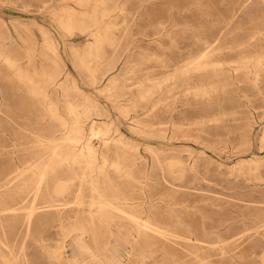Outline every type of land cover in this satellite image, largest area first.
<instances>
[{"label":"rangeland","instance_id":"374dc122","mask_svg":"<svg viewBox=\"0 0 264 264\" xmlns=\"http://www.w3.org/2000/svg\"><path fill=\"white\" fill-rule=\"evenodd\" d=\"M237 1L113 0L112 4L117 7L111 16L116 24L114 32L127 39L122 44L135 39L147 50L136 49L131 57L124 53L117 70H111L107 75L118 74L124 85L134 82L130 78H141L149 71L159 76L166 71L160 67L161 61L168 65L180 60L183 63L187 59V50L194 46L197 36L220 29L225 30L227 39L222 43L223 50L214 57L236 60V50L228 48L255 35L258 29L264 30V0H248V8L237 11L232 20L228 17ZM65 6L78 9L73 0H0V45L5 47L3 51L25 67L26 52L33 49L35 44L37 51L30 56L27 72L31 76L38 74L36 80L43 77L40 74L42 71L53 72L56 68L53 59H57L60 63L57 73L61 71V76L66 73L81 90L98 101L107 110L119 132L133 143L123 147L112 144L109 147V159H118L121 164L129 165L132 172V178H129L115 173L112 168L108 169L120 195L133 194L141 199L138 188L144 186L145 196L160 206L158 210L166 211L168 204V208L175 211L183 226L178 227L177 232L192 234L213 243V246L202 244L194 247L191 243L179 241L175 248L169 249L158 240L154 245L141 242L146 247L141 245L139 249L147 257L139 259L135 256L124 264H227L231 256H234L231 261L235 264H262L264 230L259 226L264 219V101L249 91L248 98L240 102L232 92L233 87L216 86L207 96L196 95L192 89L183 92L185 88H192L190 86L193 84H190L176 91L178 98L173 104L174 115L183 124L179 130L169 131L158 125L153 114L143 118L146 110L138 109L137 113L130 112L123 117L98 91L106 81L93 87L85 77L88 73L74 66L68 46L81 49L91 40L86 32H80L77 28L68 31L56 23L52 14H59ZM160 22L171 34L168 39L163 33L162 47L155 42L157 36H153ZM39 28L46 29L54 54L43 46ZM106 51L111 56L119 54L121 49L107 47ZM127 59L130 60L126 64ZM218 73L217 69L206 68L190 72L188 76L192 79L207 78L216 77ZM259 78L264 94V69L260 71ZM153 98L157 101L160 97L155 95ZM51 99L65 115L64 98L52 92ZM164 106V103L158 105L156 113L165 109ZM136 117L143 118L142 122L149 128L144 132L132 130V119ZM92 119L97 123L105 121L102 117ZM151 124L155 125L151 127ZM86 125L88 128L89 122ZM58 129V123L51 120L43 109V102L27 92L18 72L9 69L0 58V186L6 174L12 170L11 158L19 165L22 163V167L32 165L41 152L36 143L38 137L50 136ZM55 135H59V132ZM93 143L96 144V140ZM252 158L259 163H249ZM176 160L182 162V167L171 172L167 165ZM132 162L134 165H131ZM30 179L33 178L27 174L19 182L9 184L8 189L15 190ZM33 181L30 184L35 187ZM55 181L56 178L52 176L42 185L43 198L38 201L39 204L45 201L44 197L51 192ZM81 186L87 189V185L74 179L68 191L56 199L68 203L63 210L64 215H86L87 190L83 194L85 202L82 207L73 203ZM167 193L171 194V200L159 199ZM9 196L13 199L18 197L15 192ZM26 207L27 204L17 214L5 217L4 233L7 244L17 254L25 256L29 264L107 263L115 250L125 257L127 245L121 238L125 230L119 234L114 226V222L119 221L114 211H111V224L96 220L92 227L84 226L85 231L79 228L80 223L78 225L74 217L60 223L57 216L46 218L45 213L38 212L31 231L25 237L26 230L22 229L20 221L27 213ZM211 231L223 238L227 236V231L236 234L237 247L226 245L223 247L224 254H221L219 246L206 234ZM81 244L90 247L98 258L91 256ZM0 249L7 254L5 247L0 245ZM55 251L61 253L63 259L56 261L51 258L50 253ZM237 253H242V257L238 258ZM171 254H175L173 259H170Z\"/></svg>","mask_w":264,"mask_h":264},{"label":"bare ground","instance_id":"6f19581e","mask_svg":"<svg viewBox=\"0 0 264 264\" xmlns=\"http://www.w3.org/2000/svg\"><path fill=\"white\" fill-rule=\"evenodd\" d=\"M73 1L78 9L65 6L59 14L53 13L52 16L56 23L65 30L77 28L80 32L87 33L91 41L83 48L76 49L73 46H68L72 62L79 71L85 70L88 73L85 77L91 86L95 87L103 80L106 81L102 88H98V91L105 95L121 116L127 117L130 112L134 111L137 113L138 109L146 110L142 114L143 118L153 114V118L157 120L155 123L158 125L169 131L179 130L183 124L179 122L180 118L174 115L173 104L178 98L176 91L180 87H188L190 84H193L190 86L192 88H185L183 92L192 89L196 95L207 96L215 90L216 86L233 87L232 92L240 102L248 98L249 91L264 101V94L259 83L260 71L264 69V30L258 29L255 35L229 47L228 49L236 50L237 53V59L231 61L214 57L223 50L222 43L227 39L225 30L220 29L215 33L205 32L197 36L194 46L189 48L187 53L185 52L187 59L183 63L180 60L174 62L173 65H168L161 61L160 67L166 69L161 75H154L149 71L141 78H130L134 82L124 85L118 74L111 76L112 74L107 75V73L114 69L117 70V65L124 53L127 57H131L135 54L136 49H142V51L147 49L143 48L135 39H131L126 45L122 44L123 40L127 41V39L117 36L114 32L116 24L111 16L117 7L112 4L113 0ZM233 6L234 9L228 17L232 20L235 19L237 11H244L248 8V0H238ZM39 31L42 35L43 46L54 54L55 51L47 37L46 29L39 28ZM163 33H166L165 38H171L169 30L166 29L163 22H160L153 35L157 36L155 42L161 45L159 47L164 46L162 43ZM145 37L148 38V36ZM255 37L256 40H254ZM35 46L34 44L33 49L26 52L25 67L20 65L18 60L11 58L7 52H4L3 45H0V58L9 69L18 72L20 81L25 84L27 92L43 102V109L51 120L58 123L59 129L50 136L38 137L36 143L41 152L32 165L22 167V163L17 164L14 158L9 160L12 170L6 174L4 183L0 186V245L7 249V254H4L0 249V264H29L25 256L17 254L7 244L4 233L5 217L17 214L23 210L25 204L28 205L27 213L20 221L22 229L26 230L25 237L31 231L35 223L34 216L38 212L45 213L46 218L57 216L60 223L74 217L78 225L80 223L79 228L85 231L84 226L92 227L96 220L111 224V211H114L118 215L115 218L119 219L114 222V226L118 228L119 234L125 230L121 236L124 244L127 245L125 257L115 250L107 263L99 261V264H124L125 261H130L135 256L139 259L146 258L147 254H143L139 249L142 245L141 242L154 245L158 240L162 246L169 249L175 248L179 241L191 243L194 247L202 244L213 246V243L206 242L192 234L182 235L177 232L176 229L183 226L180 225L175 211L168 208V204L166 211L158 210L160 206L153 204L154 200L145 196L144 186L138 188L141 199H137L133 194L123 195L122 193L120 195L112 182L108 169L112 168L115 173L132 178L131 168L129 165L121 164L118 159L110 160L108 151L112 144L123 147L133 145V143L119 132L107 110L98 101L81 90L66 73L62 76L61 71L57 73L60 65L57 59H53L56 67L53 72L42 71L40 74L43 77L39 80L35 78L38 74L35 73L31 76L27 72V66L31 62L30 56L37 51V46L36 48ZM65 46H67L66 43ZM107 47L113 50L121 49V52L109 56L106 51ZM129 60H125V63L127 64ZM206 68L217 69L219 75L196 79L188 76L190 72ZM105 75L107 76L104 78ZM52 92H56L64 98L65 115L61 114L58 106L51 99ZM155 95L160 97L157 101L153 100ZM161 103L165 104V109L158 110L156 113L155 110ZM94 117H102L105 121L97 123L92 119ZM143 118L132 119L130 128L134 131L144 132L148 125L142 122ZM87 122H89L88 128H86ZM154 125L151 124V127ZM57 132L59 135H55ZM93 140H96V144L93 143ZM252 162L259 163L255 158L249 160V163ZM131 165H134L133 162ZM167 166L173 172L175 168L182 167V162L172 161ZM182 170L184 171L183 168ZM27 174L35 180V183L33 179H30L28 182L21 183L15 190L8 189L9 184L14 181L19 182ZM52 176L56 178V181L51 192H47V196L44 197L45 201L39 204L38 201L43 198L42 185L46 183L47 178ZM74 179H79L82 184L87 185L85 190L89 193L88 211H85L86 215H82V217L79 213H75L73 217L64 215L63 210L68 203L56 200L68 191ZM32 181L36 185L35 187L30 184ZM85 190L81 186L77 191L73 203L78 207H82L85 202L83 196ZM12 192H15L18 197L13 199L9 196ZM144 199L149 201L146 202ZM159 199L171 200L172 196L167 193ZM259 227L264 230V219ZM206 234L215 245L219 246L221 254H224V246L231 244L236 246L237 244V236L231 234V231H227L225 238L214 231ZM142 246L146 247L144 244ZM81 247L85 251H89L91 256L95 255V258H98V255L90 250V247L82 244ZM262 251L264 254V246H262ZM237 254L238 258L242 257V253ZM50 257L56 261L63 259V255L56 251L51 252ZM174 257L175 254L170 255V259ZM233 258L234 256H231L227 264H235L231 261ZM65 260L67 259L65 258ZM68 264L70 263L68 262Z\"/></svg>","mask_w":264,"mask_h":264}]
</instances>
